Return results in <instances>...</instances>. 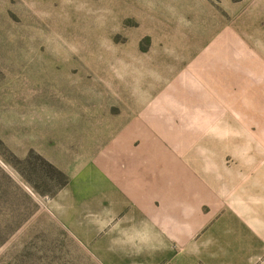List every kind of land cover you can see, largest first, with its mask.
<instances>
[{
	"label": "rangeland",
	"instance_id": "1",
	"mask_svg": "<svg viewBox=\"0 0 264 264\" xmlns=\"http://www.w3.org/2000/svg\"><path fill=\"white\" fill-rule=\"evenodd\" d=\"M0 230V264H264V0H0Z\"/></svg>",
	"mask_w": 264,
	"mask_h": 264
},
{
	"label": "crops",
	"instance_id": "2",
	"mask_svg": "<svg viewBox=\"0 0 264 264\" xmlns=\"http://www.w3.org/2000/svg\"><path fill=\"white\" fill-rule=\"evenodd\" d=\"M180 228H182V231L185 232L184 237L191 236V225H183ZM224 227L218 224H212L209 227L208 233L206 234L207 238L204 240L203 247L211 248L212 245H210V241H214L216 238H214V233L219 231L226 232ZM187 233V235H186ZM236 245L232 241H223L222 245L219 246L217 250V258L215 261H207L203 259H199L195 256L191 257L190 255H175L172 257L168 264H194L197 262V260H203V264H255L256 263V256L251 254V251H249V245L247 242V239L241 238L240 235H237L235 241ZM191 251V248H190ZM209 251L206 252L208 254Z\"/></svg>",
	"mask_w": 264,
	"mask_h": 264
},
{
	"label": "trees",
	"instance_id": "3",
	"mask_svg": "<svg viewBox=\"0 0 264 264\" xmlns=\"http://www.w3.org/2000/svg\"><path fill=\"white\" fill-rule=\"evenodd\" d=\"M29 160V158H27V159H25L24 160V162H23V164H27V161ZM42 162H44V164H37V167H38V169H37V171H36V173L40 170H42V172L44 171V175H51V174H49L46 170H45V168H44V165L46 164V165H48L51 169H52V171H53V173H54V175H53V177H58V176H60V177H62L63 178V181H62V185L63 184H66L67 182H68V178L66 177V175L65 174H63L60 170H58L55 166H53V165H51V164H49L48 162H46L44 159H42ZM40 166V167H39ZM3 173V172H2ZM3 177L5 178V181H7V183H8V185H9V187L10 188H12V187H14V191H15V193H17V194H19V193H22L23 195H24V197L25 198H27V193H25V192H23V191H21V189L17 186V185H13L12 186V184H11V180L9 179V177L5 174V173H3ZM52 193H54V191L52 190L50 193H48V194H52ZM25 221V220H24ZM21 226V223L17 226V227H20ZM4 232L3 231H1L0 230V235L1 234H3ZM5 239L6 238H2V239H0V246L4 243V241H5Z\"/></svg>",
	"mask_w": 264,
	"mask_h": 264
}]
</instances>
